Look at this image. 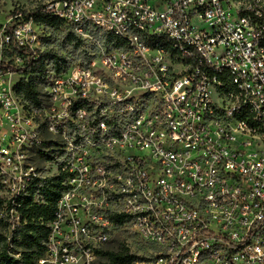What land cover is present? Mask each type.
Returning a JSON list of instances; mask_svg holds the SVG:
<instances>
[{
    "label": "built area",
    "instance_id": "built-area-1",
    "mask_svg": "<svg viewBox=\"0 0 264 264\" xmlns=\"http://www.w3.org/2000/svg\"><path fill=\"white\" fill-rule=\"evenodd\" d=\"M42 7L87 59L59 74L48 68L36 109L4 66L21 68L20 51L38 59L36 30L46 28L16 15L1 37L0 193L9 197L0 219L9 234L20 225L18 200L59 177L37 264H98L121 231L147 248L130 250L131 264H264V0Z\"/></svg>",
    "mask_w": 264,
    "mask_h": 264
},
{
    "label": "trees",
    "instance_id": "trees-1",
    "mask_svg": "<svg viewBox=\"0 0 264 264\" xmlns=\"http://www.w3.org/2000/svg\"><path fill=\"white\" fill-rule=\"evenodd\" d=\"M42 6L29 12H22L25 21L33 20L46 29H59L65 26L62 21L43 13ZM67 27V26H65ZM68 28V27H67ZM48 41V40H47ZM65 42L74 49L81 48L82 60L87 59L83 42L70 30L65 36ZM23 66L14 68L9 63L4 68L21 76L20 81L13 88V92L26 102L30 107L41 109L46 104L43 93L48 68L59 74L67 67V59L53 50H45L39 58L32 57L27 60L22 51ZM40 159H51L47 153L38 152ZM59 177L40 179L30 187L28 195L18 200L16 208L20 225L9 234V225L6 220L0 219V264H37L44 256L45 240L48 235L47 225L53 219L54 207L59 197ZM1 205V201H0ZM9 236V241H8ZM17 254V257L14 255ZM137 256L130 252L129 246L124 241L114 240L101 251V261L98 264H131Z\"/></svg>",
    "mask_w": 264,
    "mask_h": 264
},
{
    "label": "rangeland",
    "instance_id": "rangeland-1",
    "mask_svg": "<svg viewBox=\"0 0 264 264\" xmlns=\"http://www.w3.org/2000/svg\"><path fill=\"white\" fill-rule=\"evenodd\" d=\"M47 0H0V40L1 37L3 36V34L5 32H7L9 30V28L13 27L16 24V15L22 17V12H29L31 10H34L36 7L42 6L45 4ZM18 17V18H20ZM69 28L62 26L59 29H52V28H48L45 30H36V38L39 42L40 45V49L41 50H53L54 52H57L58 54H60L61 56H65L67 59V66H72L78 63V61L82 60V58H80L79 56L81 55V48H77L74 49L71 45L67 44L65 42V36L68 34ZM45 35L47 36V42H46V37L45 39H40L39 38ZM95 44V43H94ZM88 46H91V44H88ZM87 47V46H86ZM39 49V50H40ZM84 49V47H83ZM87 50V49H86ZM4 54V53H3ZM8 53L6 52V54L3 56L1 55V58L4 60L6 59V55ZM16 77H13L11 79V84H13L16 81ZM46 117L51 116L50 112H46L45 113ZM43 119H38L37 121L41 124ZM67 121H72L71 118L70 120H64V127L65 129L69 130L68 127L71 125L70 122ZM7 127H4L3 125H0V137L1 139L3 138V140L5 141L7 139V136L5 137L4 134H6L7 132ZM43 135L45 137V140L49 141L52 139V137L54 136H49L47 135L46 132H43ZM71 135V134H70ZM28 157L35 163V160H39L37 157L35 158V156L33 154L28 155ZM39 164V162H36ZM42 166H46V164H41L40 162V167ZM8 194L5 193H0V198L2 199H7ZM0 213H2V211L0 210ZM116 239L119 241H124L130 248L131 252H135L136 254L139 253H145V249L142 247V245L138 242V240L136 238H134L133 235H131L128 231H121L119 233H117L116 235ZM141 245V246H140ZM144 248V249H143Z\"/></svg>",
    "mask_w": 264,
    "mask_h": 264
}]
</instances>
